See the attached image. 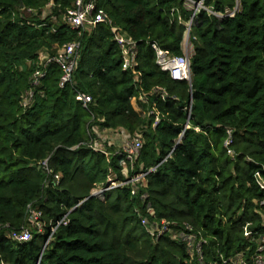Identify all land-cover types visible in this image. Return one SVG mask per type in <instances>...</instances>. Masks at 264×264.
Listing matches in <instances>:
<instances>
[{"label":"trees","instance_id":"obj_1","mask_svg":"<svg viewBox=\"0 0 264 264\" xmlns=\"http://www.w3.org/2000/svg\"><path fill=\"white\" fill-rule=\"evenodd\" d=\"M193 1L224 14L240 8L219 17L186 0H95L113 24L77 30L65 20L76 0H0V225H26L29 204L45 221L27 242L0 230L7 264H199L176 234L187 226L207 240L206 264L238 252L253 264L264 245V190L255 178L264 179V0ZM189 22L191 82L163 71L152 46L182 55ZM113 25L137 41L133 69H123ZM70 42H80L72 82L61 86L62 70L51 63L32 87L39 55ZM81 92L92 97L87 108ZM94 128L140 134V154L130 161L107 142L95 150ZM142 173L134 194L130 183L89 197L111 179ZM141 216L165 219L171 231L155 239Z\"/></svg>","mask_w":264,"mask_h":264},{"label":"built area","instance_id":"obj_2","mask_svg":"<svg viewBox=\"0 0 264 264\" xmlns=\"http://www.w3.org/2000/svg\"><path fill=\"white\" fill-rule=\"evenodd\" d=\"M196 4L195 1L189 0ZM200 8L207 9L210 13L223 17L226 15H234L236 11L239 10L240 6L239 3L236 4V7L233 10H227V12L221 13L217 12L213 9L206 8L202 1L199 2ZM198 7L195 9L197 10ZM65 20L73 29L77 30H84L87 26H96L98 24H113L111 18L105 12L104 9L98 8L95 0H76L75 6L68 10ZM191 22L188 23V29L185 32L184 40H183V49L184 52L182 55H172L168 51L160 48L156 43H153L152 46L156 51L157 55V64L163 71L169 72L170 76L174 80L179 81H187L191 82L192 80V64H191V57L194 51L193 43L191 42L190 38V31L189 27ZM112 31L115 33V40L120 47L122 58H123V69H133L137 65V53H138V44L137 41L129 38L128 36L124 35L123 33L119 32V28L116 26H112ZM191 45V46H190ZM192 47V48H191ZM80 49V42H70L64 44L56 54H49L43 53L39 55L37 66L31 76V83L32 87L37 86L41 83V80L47 76V70L51 63H57L62 70V75L60 79V85L65 86L67 83H71L73 80L74 71L77 67V61L79 56ZM34 96V90L31 88L29 91L26 92L24 99H23V106H28L32 101ZM164 96V95H163ZM78 99L84 102V107L87 108V105L91 102L92 97L86 93H79L77 96ZM158 119H156V123ZM188 127V125L186 126ZM96 134L99 137V131L94 128ZM185 129L182 130L181 136L185 133ZM229 138L225 141V145L229 146L232 142L231 138V131H229ZM129 135V134H128ZM130 135L128 136V138ZM97 139H94L92 147L95 150L103 151L104 148L98 146L96 142ZM180 141L176 142V145ZM143 146V139L140 134H136L131 141H126L123 144L122 148H118V152H122L126 155L127 159L133 161L135 158L138 157L140 154V150ZM117 152V153H118ZM228 154L233 155L234 151L232 149H228ZM43 167L48 171L51 170L48 168L47 161L43 162ZM151 170H155V168H151ZM146 173L139 174L133 178H128L127 181L117 182L114 180H110L106 186H102L99 188L94 189L95 191L92 194L94 196H102L107 190L116 188L125 184H132L133 190L132 193L134 194L137 192V185L142 183L144 180V176ZM255 178L257 183L259 184L260 188L264 190V179L260 172L255 174ZM56 179H59V176H56ZM83 202H79L78 205H81ZM261 204L264 205V199L261 201ZM149 215H153L154 211L151 207L147 208ZM28 217H27V224L21 226L20 228H11L10 225H0V230H6V236L17 242H27L32 239V229H38V232H44L45 221L43 220V211L36 208L33 204H29L28 206ZM61 223H67L66 216L60 220L55 226L52 227L51 232L47 236L43 248L45 249L46 246L50 243L53 234L56 231V228ZM141 224L146 228L148 233L153 236L155 239L161 236L162 234L166 233L167 231H171L170 222L166 221L165 219L150 221L148 217L141 216ZM194 229L191 226H187L186 231H180L177 236L182 237L183 240L187 243L189 252L191 256H196L199 264H206L204 259V244L207 243V240L201 236H198L193 233ZM220 259L222 264H249L246 260L244 252H238L235 255L231 256H224L220 254ZM0 264H7L3 259L2 255L0 254ZM40 264V261L37 262ZM253 264H264V245L259 244L256 254L253 257Z\"/></svg>","mask_w":264,"mask_h":264},{"label":"rangeland","instance_id":"obj_3","mask_svg":"<svg viewBox=\"0 0 264 264\" xmlns=\"http://www.w3.org/2000/svg\"><path fill=\"white\" fill-rule=\"evenodd\" d=\"M186 6L188 7V8H190V9H196L197 7L198 8H200V6H202V5H196V4H194L193 2H191V1H189V0H186ZM191 46V45H190ZM192 48V47H191ZM194 49V48H193ZM96 130L97 131H99L97 128H96ZM100 132V131H99ZM115 133L116 132H119V134H121L120 132L121 131H114ZM109 135V134H108ZM98 136V135H97ZM128 136L129 135H127L124 139H122V144H119V145H114L116 148H122L123 147V144H125L126 143V141H131V138L129 137L128 138ZM118 137V136H117ZM114 138L115 137H113V136H108V137H105V136H103L102 138H96L97 140H96V142L98 143V146H101L102 148H104V143L105 142H107V143H109V140H114ZM118 140V139H117ZM112 145V144H111ZM124 172H125V175L128 177L129 176V169H128V167L125 165V167H124ZM101 187V186H100ZM97 190V189H96ZM93 191H95V190H93ZM92 191V192H93Z\"/></svg>","mask_w":264,"mask_h":264},{"label":"crops","instance_id":"obj_4","mask_svg":"<svg viewBox=\"0 0 264 264\" xmlns=\"http://www.w3.org/2000/svg\"><path fill=\"white\" fill-rule=\"evenodd\" d=\"M121 132V134H119V132H114L113 130H104V131H100V132H98L99 133V137L98 138H102L103 136H105V137H108V136H113V137H115L114 138V140H109V144H113V145H119V144H122L121 142H122V139H124L127 135H128V133L125 131V130H120ZM109 134V135H108ZM118 136V137H117ZM118 139V140H117Z\"/></svg>","mask_w":264,"mask_h":264},{"label":"water","instance_id":"obj_5","mask_svg":"<svg viewBox=\"0 0 264 264\" xmlns=\"http://www.w3.org/2000/svg\"><path fill=\"white\" fill-rule=\"evenodd\" d=\"M196 5H200L199 2H196ZM193 15H195V13H194ZM190 28H191V25H190V27H189V31H190ZM94 195H95V194H91L89 197L94 196ZM86 200H87V198H85V199H83L82 201H80V203H81V202H84V201H86ZM42 251H44V248H43Z\"/></svg>","mask_w":264,"mask_h":264}]
</instances>
